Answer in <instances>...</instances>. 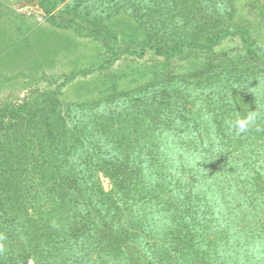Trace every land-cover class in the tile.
Segmentation results:
<instances>
[{"label":"trees","instance_id":"16d2710c","mask_svg":"<svg viewBox=\"0 0 264 264\" xmlns=\"http://www.w3.org/2000/svg\"><path fill=\"white\" fill-rule=\"evenodd\" d=\"M38 6L72 35L42 33L49 53L41 30L0 11V69L51 66L74 37L106 46L99 69L151 62L102 79L95 98L63 100L58 85L0 107V264H264V95L252 93L264 0ZM248 110L237 134L229 122Z\"/></svg>","mask_w":264,"mask_h":264},{"label":"rangeland","instance_id":"374dc122","mask_svg":"<svg viewBox=\"0 0 264 264\" xmlns=\"http://www.w3.org/2000/svg\"><path fill=\"white\" fill-rule=\"evenodd\" d=\"M39 0H0V11L11 13V19L18 16V20L32 26L33 30H41L42 33L56 32L65 37L71 36L68 30H62L51 24L48 16L38 6ZM40 35V34H39ZM4 37L0 38V41ZM41 50L51 53V38L41 35ZM71 46L67 50L56 53L54 63L51 66H34L30 59L21 62L11 70L0 69V107L4 104H18L26 99L34 97L40 92L54 91L61 85V98L63 100H88L95 98L97 92L103 94L102 79L111 75L128 72V67L134 63L150 64V55L147 53L142 58L124 57L117 59L112 65L104 69L112 58L106 52V46L92 39L74 37L70 41ZM73 46V47H72ZM238 39L227 40L220 46L226 53L237 49ZM225 48V49H224ZM233 56V54H231ZM230 55V56H231ZM231 56V57H232ZM18 63V62H17ZM70 77H72L70 79ZM98 87L96 91L94 88ZM94 87V88H92ZM94 91V92H93ZM102 91V92H101ZM93 96V97H92ZM97 97V96H96ZM101 184L105 191L110 189L108 179L101 176ZM29 264H32L29 261Z\"/></svg>","mask_w":264,"mask_h":264},{"label":"clouds","instance_id":"9594fccd","mask_svg":"<svg viewBox=\"0 0 264 264\" xmlns=\"http://www.w3.org/2000/svg\"><path fill=\"white\" fill-rule=\"evenodd\" d=\"M246 84L240 86L239 89L244 88ZM233 88L236 87L234 86ZM252 93L254 94V96H256L257 94L264 95V83H261L258 80L256 90L252 91ZM256 115L257 114L255 111L248 110L244 115L235 116L234 119L229 122V126L235 129L237 134L244 133L248 131L249 127L255 123ZM199 159V157L196 158L197 161H199Z\"/></svg>","mask_w":264,"mask_h":264},{"label":"water","instance_id":"95a60500","mask_svg":"<svg viewBox=\"0 0 264 264\" xmlns=\"http://www.w3.org/2000/svg\"><path fill=\"white\" fill-rule=\"evenodd\" d=\"M30 263V262H29Z\"/></svg>","mask_w":264,"mask_h":264}]
</instances>
